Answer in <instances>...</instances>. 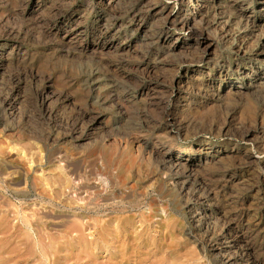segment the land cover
<instances>
[{
    "label": "rangeland",
    "instance_id": "1",
    "mask_svg": "<svg viewBox=\"0 0 264 264\" xmlns=\"http://www.w3.org/2000/svg\"><path fill=\"white\" fill-rule=\"evenodd\" d=\"M263 2L0 0V264H264Z\"/></svg>",
    "mask_w": 264,
    "mask_h": 264
},
{
    "label": "bare ground",
    "instance_id": "2",
    "mask_svg": "<svg viewBox=\"0 0 264 264\" xmlns=\"http://www.w3.org/2000/svg\"><path fill=\"white\" fill-rule=\"evenodd\" d=\"M232 2H234V1H232ZM263 12H264V2H263ZM232 90H229L230 91V94L232 93V94H237L238 92H239V90L241 89V85H239L238 83H236V84H233L232 86ZM230 87V88H231ZM247 87L248 88H250V87H252V85H251V83H248L247 84ZM229 93V92H228ZM231 94V95H232ZM180 153H185V155H184V157L186 158V157H188L189 156V154H190V152H188V151H181ZM192 154V153H191ZM181 156V155H180ZM204 162H206L207 160L204 158V160H203ZM105 248L107 249V250H109L110 251V245L108 244V245H105ZM44 259H41L40 261L42 262V264L44 263V261H43ZM165 262V261H164ZM163 262V263H164ZM59 264H62V262H59ZM168 264H176L175 263V261H170V262H168Z\"/></svg>",
    "mask_w": 264,
    "mask_h": 264
}]
</instances>
